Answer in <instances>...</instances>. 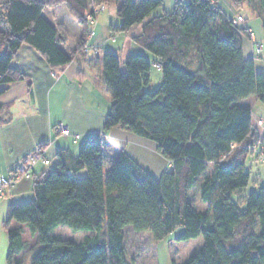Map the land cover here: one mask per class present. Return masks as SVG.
Returning <instances> with one entry per match:
<instances>
[{"label": "trees", "instance_id": "16d2710c", "mask_svg": "<svg viewBox=\"0 0 264 264\" xmlns=\"http://www.w3.org/2000/svg\"><path fill=\"white\" fill-rule=\"evenodd\" d=\"M118 1L116 30L127 33L143 24L132 42L155 59L161 84L148 92L150 64L144 55L127 56L124 70L111 52L89 62L99 63L111 97L102 131L86 137L76 157L57 155L55 163L41 146L48 165L38 164L45 170L21 178L32 181L31 201L7 207L6 264H135L125 250L126 228L149 234L156 244L178 226L182 233L176 242L202 241L182 264H264V187L241 199L244 210L232 199L249 181L245 157L252 146L264 143V121L256 119L263 126H254L252 111L237 105L254 97L264 107V73L254 68L255 44L251 59L242 54L248 31L234 25L212 0H176L173 12L157 16L162 0ZM227 1L236 11L247 4L264 32V0ZM103 3L0 0V94L26 80L11 69L22 46L34 49L51 68L70 63L89 32L84 13L93 15ZM60 5L82 30L70 55L61 50L67 42L64 29L52 27L42 16L45 9ZM117 127L152 143L171 169L155 179L122 152L106 172L103 138ZM193 190L204 206L201 211L194 210L189 198ZM23 226L33 240L29 249ZM61 227L89 236L79 243L61 239L53 234ZM151 248L149 264H157ZM24 255L25 261L20 258Z\"/></svg>", "mask_w": 264, "mask_h": 264}, {"label": "crops", "instance_id": "0c3cea01", "mask_svg": "<svg viewBox=\"0 0 264 264\" xmlns=\"http://www.w3.org/2000/svg\"><path fill=\"white\" fill-rule=\"evenodd\" d=\"M98 1H104V10L97 16L92 27L93 36L88 41L89 46L98 50L95 58L111 52L123 63L125 58L132 54L146 56L145 52L132 42L133 38L142 33L143 24L134 26L127 33L118 32L116 29L120 26L117 17L119 1ZM106 4L110 7L107 8ZM214 4L228 18L243 11L234 10L227 0H216ZM163 12L165 11L156 12L155 15ZM42 16L52 27L60 26L64 29L67 42L61 50L66 55L73 53L80 43L82 30L66 7L60 5L45 9ZM246 21L242 28L248 31L249 38H243L242 54L245 59H251L252 47L257 42L254 28L248 20ZM93 56L84 59L76 55L65 66L51 68L31 47L22 46L18 50L11 62V69L26 80L10 84L0 94V176L10 175L22 159L31 155L38 146L47 147L46 156L53 163L57 162V155L76 157L82 141L89 135L102 131L106 115L110 111L111 97L102 81L99 63L89 64L94 59ZM254 59L255 71L264 73V64L260 57ZM237 105L250 109L252 113L259 108L254 97L242 100ZM252 117L255 126L257 118L253 114ZM59 124L65 126L71 136H78L79 139L74 142L72 137L55 135L53 129ZM148 146L155 152L154 145L144 139L119 127L110 130L103 138L106 172L119 154L124 152L146 173L157 179L171 167L164 160L163 171L159 174L151 173L153 169L148 167L144 158L139 160L134 156L138 149L150 153ZM44 170L41 164H37L34 167V175L38 176ZM31 188V180L19 179L7 194L12 201L23 203L22 201L31 197Z\"/></svg>", "mask_w": 264, "mask_h": 264}, {"label": "rangeland", "instance_id": "374dc122", "mask_svg": "<svg viewBox=\"0 0 264 264\" xmlns=\"http://www.w3.org/2000/svg\"><path fill=\"white\" fill-rule=\"evenodd\" d=\"M176 0H162V7L156 10V12H162L164 10L166 13H171L173 12L174 9V4ZM214 3H216V0H212ZM104 2V1H103ZM106 7H110L109 4H106ZM247 4L242 7L243 11L241 13H238L241 18L242 22L239 23L236 26L242 27L244 25L245 21L244 19L246 18L248 22L250 23V26H252L255 30V41L259 47H261V53L258 57H260V60L264 64V32L261 28V22L258 19H253L249 12L247 11ZM249 7V6H248ZM104 8L103 4L98 5L95 9H102ZM254 8V7H253ZM249 9H251L249 7ZM234 16V17H238ZM232 17V21L234 19ZM247 22V21H246ZM102 55V54H101ZM99 56V58L101 57ZM145 57L150 64V72H149V78H150V84L147 87L148 92L153 93L155 92L160 84H161V72L158 68V66H155V59L149 55L148 53L145 52ZM79 56L88 59L89 56L83 55L80 51ZM257 56H255L256 58ZM257 57V58H258ZM95 58V55L93 56ZM194 61H191L189 64V68L193 69L194 67ZM155 66V67H154ZM120 67L122 70H124V67L122 66V63H120ZM258 109H256L253 112V115L262 121H264V107L261 106L258 103ZM259 137H261L262 134V129L258 128L257 129ZM256 146V145H254ZM253 147V146H252ZM236 147L235 145H231V149L234 150ZM134 150V148H133ZM251 153H248V155L244 159V164L246 171L249 173V181L248 184L245 188L240 190L238 194H234L232 196V199L235 202H240V208L244 210L243 204H241V199L245 198L247 195L251 194L252 192L258 191L259 188L264 187V167L261 163H259L257 160L254 158V151L250 150ZM148 152L146 153L145 151H142L140 149L136 150V158H139V160H142L144 158L145 162L148 163V167L152 168L150 172H155V174H159L163 171L164 167V159L160 157L159 155L157 156L150 146H148ZM154 155V156H152ZM241 157V156H240ZM52 169L51 167H49ZM4 177V176H0ZM7 177V176H5ZM4 177V178H5ZM4 197H0V264H6V257H7V242H6V233L3 229V222L5 221L6 218V212H7V207L10 204H17L16 201H12L9 196H8V189H4ZM197 193L195 190L191 191L189 193V198L191 200V203L193 205L194 210L196 211H201L202 208L204 207L203 204L198 200ZM31 198H28L25 201H22L23 203H28L31 201ZM243 203V202H242ZM15 225L12 223L10 225V228H14ZM182 233V228L181 227H176L174 232L171 233L166 239L163 241L153 244L151 237L147 233H134L131 231L129 228H126L123 231L124 234V246L126 253L128 257L132 258L134 260L135 264H149V260L151 259L154 251L153 247L155 248V253H156V260L157 264H182L185 262L190 256L195 254L202 246V241L201 238H197L194 240L186 241V242H176L175 238ZM54 235L60 237L61 239L65 240H73L76 242H81L86 236H89V234L85 233H72L70 230L67 228H58L53 232ZM22 239L25 241L26 244V249H29L30 247L33 246V240H31L30 235L28 233V230L26 227H22ZM26 255L20 256L21 259L26 260Z\"/></svg>", "mask_w": 264, "mask_h": 264}, {"label": "built area", "instance_id": "2783aa9c", "mask_svg": "<svg viewBox=\"0 0 264 264\" xmlns=\"http://www.w3.org/2000/svg\"><path fill=\"white\" fill-rule=\"evenodd\" d=\"M103 10H104V8L94 9L93 15H90L88 13H84V18H85L86 23L88 25L89 32L86 35L85 44L80 50L83 55H86V56H89V54L90 55H96L98 52V50L95 47H91L88 45V41L93 36L92 27L95 24L96 17ZM241 22H242V18L240 16L234 17V19L232 21V23L234 25H238ZM254 53L256 54V56L259 55L261 53V47H259L258 45H255L254 46ZM257 125L263 126V122L257 121ZM54 131L56 134H58L60 136H64V137L69 136L68 129L61 124L57 125L54 128ZM75 139H78V137L75 136ZM251 150L254 151L256 157H258L260 159V161L264 167V143L253 146L251 148ZM41 162L44 165H48V161L45 159V150L43 149V147L38 146V147H36V149L34 150V152L31 155L22 159V161L19 163V165L16 167L14 173L12 174L13 177L12 176H10L8 178L0 177V197L4 196L3 188H7V189L12 188L15 180L21 179V178H28L29 175L34 172V167L38 163H41Z\"/></svg>", "mask_w": 264, "mask_h": 264}, {"label": "water", "instance_id": "95a60500", "mask_svg": "<svg viewBox=\"0 0 264 264\" xmlns=\"http://www.w3.org/2000/svg\"><path fill=\"white\" fill-rule=\"evenodd\" d=\"M253 132V131H252Z\"/></svg>", "mask_w": 264, "mask_h": 264}]
</instances>
